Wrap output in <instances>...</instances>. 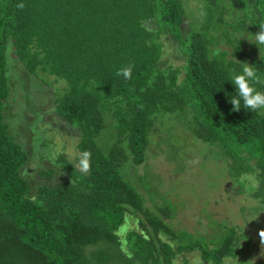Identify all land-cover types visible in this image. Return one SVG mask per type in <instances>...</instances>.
Listing matches in <instances>:
<instances>
[{
	"label": "trees",
	"instance_id": "obj_1",
	"mask_svg": "<svg viewBox=\"0 0 264 264\" xmlns=\"http://www.w3.org/2000/svg\"><path fill=\"white\" fill-rule=\"evenodd\" d=\"M262 23L264 0H0V264H176L191 252L202 264H259L243 223L174 224L182 198L159 190L147 161L183 144L169 152L166 135L186 133L224 162L229 193L264 208V111L229 102L241 63L264 74L252 37ZM8 55L47 89V73L65 80L51 111L76 133V158L91 153L87 175L59 155L67 178L32 193L28 154L9 132ZM128 65L131 79L116 75ZM129 216L137 228L121 238Z\"/></svg>",
	"mask_w": 264,
	"mask_h": 264
},
{
	"label": "rangeland",
	"instance_id": "obj_2",
	"mask_svg": "<svg viewBox=\"0 0 264 264\" xmlns=\"http://www.w3.org/2000/svg\"><path fill=\"white\" fill-rule=\"evenodd\" d=\"M163 57L170 60L173 65L181 63L179 58L172 57L168 52H164ZM7 59L11 72L10 86H18L10 90L8 100L10 106L6 113L9 132L16 136V140L21 143L28 154L27 163L21 169V175L29 181L31 191L34 193L38 186L53 185L67 178L58 156H64L75 165L77 136L51 111L54 94L62 83L65 86V80L47 73L48 75L43 77L45 80L43 81L51 86L47 89L38 80L27 75L9 55ZM179 133L173 135V142L169 135L165 136L163 142L169 152L172 151V146H177V143L182 142L183 144L177 146L179 149H175L171 155L161 152L147 161L149 171L147 174L151 179L153 180V174H158L162 178L160 181L162 186L159 190L164 192L172 186L174 190L171 195L175 203L182 198L179 204L182 206L178 207L173 223L176 224L182 220L187 226L192 227L197 219L202 218V224L205 225L208 221L206 214L214 221L231 218L236 223H243L247 226L246 231L252 238L253 260L264 264V244H260L258 236V232L264 230V208L249 212L248 210H251L249 206H256L257 203L249 198H243L242 195L227 191L229 187V178L225 177L227 170L224 162L216 157V154H212L211 146L194 140L186 133ZM190 154H197L199 158L192 161L186 160L185 157L189 159ZM179 156L181 157L177 161L180 163L176 161ZM176 164H187L188 167L186 165L181 171H176L179 167ZM204 164H206V170ZM49 169L53 170L52 178L39 176V171ZM137 169L140 171L141 166ZM198 171L200 175L194 176ZM153 182L159 184L156 180ZM147 185L151 186V184ZM206 227L209 229L210 224L207 223ZM136 228V220L131 216L127 217L124 227L122 226L119 230L121 238L127 230ZM199 231L204 233L206 230L204 228ZM184 260L185 264H202L197 252L177 257L176 264H184ZM226 263L236 264L231 259Z\"/></svg>",
	"mask_w": 264,
	"mask_h": 264
},
{
	"label": "clouds",
	"instance_id": "obj_3",
	"mask_svg": "<svg viewBox=\"0 0 264 264\" xmlns=\"http://www.w3.org/2000/svg\"><path fill=\"white\" fill-rule=\"evenodd\" d=\"M259 32L252 35L255 45L264 46V23L259 24ZM239 63V62H238ZM239 72L232 71L230 83L235 88V94L229 99L232 111L238 112L241 108L249 112L264 111V91L258 90L257 85L264 87V74L256 67L241 63ZM132 65L124 66L116 71L117 76L125 80L131 79ZM82 174L87 175L91 169V153L87 150L80 152L74 165ZM260 244H264V230L258 232Z\"/></svg>",
	"mask_w": 264,
	"mask_h": 264
}]
</instances>
